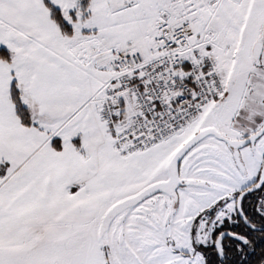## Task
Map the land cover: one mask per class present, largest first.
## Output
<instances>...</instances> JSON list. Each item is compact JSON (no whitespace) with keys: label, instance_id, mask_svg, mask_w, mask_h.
Segmentation results:
<instances>
[{"label":"snow or ice","instance_id":"snow-or-ice-1","mask_svg":"<svg viewBox=\"0 0 264 264\" xmlns=\"http://www.w3.org/2000/svg\"><path fill=\"white\" fill-rule=\"evenodd\" d=\"M0 264H264V0H0Z\"/></svg>","mask_w":264,"mask_h":264}]
</instances>
